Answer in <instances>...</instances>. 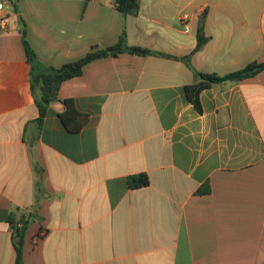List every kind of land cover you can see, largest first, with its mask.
<instances>
[{"label": "crops", "instance_id": "crops-1", "mask_svg": "<svg viewBox=\"0 0 264 264\" xmlns=\"http://www.w3.org/2000/svg\"><path fill=\"white\" fill-rule=\"evenodd\" d=\"M0 264H15L9 220H29L24 264H264V71L199 94L195 71L264 62V0H0ZM183 13L191 32L179 27ZM206 14L203 48L197 46ZM60 68L117 44L122 53L65 81L40 125L21 34ZM72 101L88 116L71 132ZM150 184L131 189L128 177ZM210 193L198 194L206 184Z\"/></svg>", "mask_w": 264, "mask_h": 264}, {"label": "trees", "instance_id": "trees-1", "mask_svg": "<svg viewBox=\"0 0 264 264\" xmlns=\"http://www.w3.org/2000/svg\"><path fill=\"white\" fill-rule=\"evenodd\" d=\"M140 0H116V9L123 15L136 16L139 13ZM205 20L206 14L200 18L199 27L197 30V46L195 50L184 57V61L189 68L192 69L191 57L194 53L200 51L203 46L208 42L209 37L205 33ZM22 24L21 34L23 39V46L25 49L26 57L31 65L30 83L35 103L39 110L38 124H42L49 111L50 105L58 99L59 89L61 85L70 79L79 77L83 73V68L88 63L109 56H117L122 53H129L138 56H161L176 58L175 56L166 55L164 53L145 49L141 47L129 46L127 43L126 33L123 32L116 45L107 49L92 50L84 57L64 64L60 68L52 66H44L38 59L35 51L26 39V26ZM264 71V62H253L232 73L226 75H218L216 73H202L195 71L197 82L194 85L185 88L187 98L194 104L198 111H201L199 102V94L206 88L216 83L223 82H238L247 78L253 77L256 74ZM63 123L71 132H79L81 128L87 123L88 116L78 112L72 101H67V109L60 115ZM128 184L131 189L146 187L150 184L149 177L145 173H140L128 177ZM210 193V186L207 183L198 194ZM13 232V243L16 252L15 264H24L23 262V245L29 220L21 219L14 222L13 219L9 220Z\"/></svg>", "mask_w": 264, "mask_h": 264}, {"label": "built area", "instance_id": "built-area-1", "mask_svg": "<svg viewBox=\"0 0 264 264\" xmlns=\"http://www.w3.org/2000/svg\"><path fill=\"white\" fill-rule=\"evenodd\" d=\"M4 9H5V4L0 3V10H4ZM8 19H9L8 15L6 14L0 16V29L3 30L7 29ZM190 20L191 17L188 13H183L179 18V27L185 35H189L191 32Z\"/></svg>", "mask_w": 264, "mask_h": 264}]
</instances>
